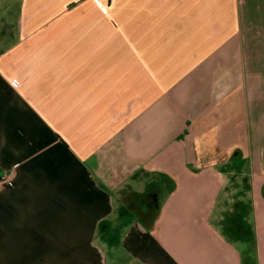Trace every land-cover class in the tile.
<instances>
[{
  "label": "crops",
  "instance_id": "crops-1",
  "mask_svg": "<svg viewBox=\"0 0 264 264\" xmlns=\"http://www.w3.org/2000/svg\"><path fill=\"white\" fill-rule=\"evenodd\" d=\"M10 1L0 264H264V0Z\"/></svg>",
  "mask_w": 264,
  "mask_h": 264
},
{
  "label": "rangeland",
  "instance_id": "rangeland-1",
  "mask_svg": "<svg viewBox=\"0 0 264 264\" xmlns=\"http://www.w3.org/2000/svg\"><path fill=\"white\" fill-rule=\"evenodd\" d=\"M17 12V2L16 1H10V0H0V16L2 15H10L12 17H15ZM203 153H207L208 156H212L213 152L211 150H209V148L204 149ZM128 221L130 222L131 220H126L125 224L128 223ZM120 228L116 227L114 224L112 225L111 222L108 223V228L106 230H108V234H109V238L107 240V244L106 245H99V247H102L103 250L108 254L109 259H110V264H116V261H113V256L115 255H119L120 258H122V261L119 263L122 264H132L131 260V256L129 254H127L128 252L126 251V249L120 245L119 243V230ZM99 232H101V230L99 229ZM99 244H101V242H98ZM130 259V260H129ZM135 264H138L137 262H135Z\"/></svg>",
  "mask_w": 264,
  "mask_h": 264
},
{
  "label": "built area",
  "instance_id": "built-area-1",
  "mask_svg": "<svg viewBox=\"0 0 264 264\" xmlns=\"http://www.w3.org/2000/svg\"><path fill=\"white\" fill-rule=\"evenodd\" d=\"M14 165L11 166V168L9 169V171L7 172V174H5L4 176H2L0 178V191L2 190V188L4 187V185L12 178L13 174H14Z\"/></svg>",
  "mask_w": 264,
  "mask_h": 264
}]
</instances>
